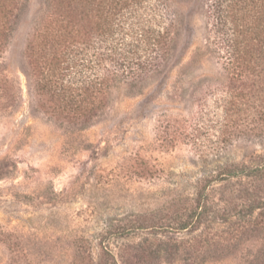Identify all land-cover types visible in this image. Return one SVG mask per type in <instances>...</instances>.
I'll return each mask as SVG.
<instances>
[{"label": "rangeland", "instance_id": "374dc122", "mask_svg": "<svg viewBox=\"0 0 264 264\" xmlns=\"http://www.w3.org/2000/svg\"><path fill=\"white\" fill-rule=\"evenodd\" d=\"M205 1L170 0L165 67L120 85L93 125L68 131L40 113L29 76L27 47L49 0H25L0 62V264H115L105 251L136 262L157 228L186 218L213 172L260 164L252 112L220 130L223 99L243 86L211 44ZM248 182L209 187L208 241L192 254L204 264H264V231L252 229L264 207L250 215L238 202Z\"/></svg>", "mask_w": 264, "mask_h": 264}, {"label": "trees", "instance_id": "16d2710c", "mask_svg": "<svg viewBox=\"0 0 264 264\" xmlns=\"http://www.w3.org/2000/svg\"><path fill=\"white\" fill-rule=\"evenodd\" d=\"M24 3L0 0V62ZM205 4L211 44L225 72L243 86L233 100L230 96L223 99L220 130L227 127L228 119L234 124L240 114L252 112L261 124L255 129L262 137L264 0H206ZM168 15H172L170 0H49L47 14L27 47L29 76L40 113L68 131L93 125L108 109L120 85L141 86L165 67L174 42L171 24L166 23ZM259 158L260 164L253 168L230 165L213 172L187 207L186 218L157 228L159 238L140 246L136 262L126 252L118 259L109 251L105 254L115 264H204L205 258L192 254L198 243L208 241L204 227L214 204L209 187L247 178L238 202L251 215L264 207V156ZM241 228L244 233L249 231ZM252 229L263 232L264 224L254 222Z\"/></svg>", "mask_w": 264, "mask_h": 264}]
</instances>
